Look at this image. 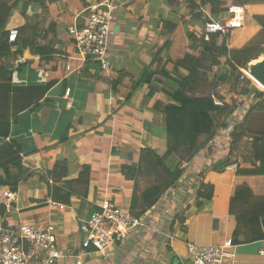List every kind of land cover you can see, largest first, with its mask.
<instances>
[{
    "label": "crops",
    "instance_id": "1",
    "mask_svg": "<svg viewBox=\"0 0 264 264\" xmlns=\"http://www.w3.org/2000/svg\"><path fill=\"white\" fill-rule=\"evenodd\" d=\"M153 1L156 0H85L84 5L82 0H76L75 5L67 7L65 1L55 4L44 0L45 10L29 9L26 19L17 16L8 25L7 29H11L28 23L38 33L46 22H39L40 12L49 13L48 24L59 22L68 12L73 22L82 25L88 7L108 2L115 7L111 40L115 68L110 74L103 72L104 79L97 82L91 79L92 72L83 74L79 69L68 73L66 68L59 67V79L46 72L35 83L22 80L15 87L24 90L10 93L7 103L4 101L6 110L0 114V122L12 124L8 140L21 146L30 176L18 192H12L15 196L11 199L7 198L11 192L8 188L0 189V225H53L62 249L78 248L81 222L89 219L100 205L112 201L133 212L135 200L156 184L150 152L162 146L166 115L153 109V100H144L148 87H143L128 103L111 90L113 77H125L127 82L129 78L123 76L124 72L143 74L152 62L154 47L164 43L158 35L162 23H180L187 11V0H161L168 3L162 12L152 6ZM236 1L254 21L249 30L242 28L230 33V50L243 49L259 35L262 28L255 18H264V0ZM222 14L213 16L218 19ZM195 23L190 21L188 26L197 31ZM4 24L0 21V27ZM49 41L43 39L41 43ZM62 50L67 54L66 49ZM168 68L172 70L171 65ZM238 74L232 73L230 82L233 90L240 93L244 85L238 83ZM83 75L85 78L80 80ZM252 82L253 87L264 90ZM252 100L253 97L242 96L232 116L218 117L225 128L210 140L200 138V145L209 141L211 149H202L191 163H185L187 187L178 192V216L172 217L171 223L166 224L168 217L164 210L161 212L163 207H154L140 216L147 218L145 228L112 246L109 257L89 254L84 264H172L174 260L175 264H192L188 244L220 246L229 240L235 246V257L224 264H264V176L237 173L238 169L253 170L261 165L254 140L257 133L264 131V109L247 118ZM236 127L243 128L244 136L233 144L231 133ZM67 134V142L55 145ZM230 165H237L238 169L227 171L225 167ZM148 177H154L153 182L143 190L141 178ZM201 182L213 186L214 193L199 208L196 192ZM238 189L241 194L235 197ZM165 198L166 195L161 201ZM52 200L58 205H48ZM142 210L138 204L134 213ZM167 225L172 229H167Z\"/></svg>",
    "mask_w": 264,
    "mask_h": 264
},
{
    "label": "trees",
    "instance_id": "2",
    "mask_svg": "<svg viewBox=\"0 0 264 264\" xmlns=\"http://www.w3.org/2000/svg\"><path fill=\"white\" fill-rule=\"evenodd\" d=\"M51 1L55 4L65 1L67 7L76 3V0ZM101 1L98 0V2ZM200 1L198 4L195 0H187V14L181 16L180 23L168 21L162 23L158 35L164 43L154 47L152 62L141 76L124 72L123 76L129 78L127 82L125 77L121 80L113 77L111 82L112 93L121 96L127 103L142 91L143 87L150 88L148 94H144V100H153V109L162 110L166 115L162 146L159 150L150 152L154 159L156 184L135 200L131 213L138 217L145 215L154 207L157 208L166 193L183 179L186 172L183 168L185 163H191L202 149L210 151L209 141L200 145V138L207 137L210 140L217 136L220 130L225 128V124L218 122V117L232 116L242 96L253 97L247 118L264 109V90L253 87L252 80H242L241 74L237 75L238 83L244 85L240 93L233 90L230 82L232 73L247 69L253 61H257L264 55V18H255L256 23L262 28L259 35L243 49L230 50L228 48L230 34H217L206 42L202 34L199 36L191 32L188 25L190 21H199L202 26H206L208 16L203 10L205 5L210 4L211 14L218 16L225 13L230 6L240 4L236 0ZM19 4H21L20 7ZM84 5H86L85 2ZM45 6L44 0L0 3V21L5 23L3 27H0V114L5 113L4 101L7 103L10 93H20L24 90L15 87V78L20 81L29 79L31 83H35L39 73L43 71L59 79L60 75L56 76L58 68L65 69L68 61L62 57L59 58L58 55L64 54L62 49L67 50L64 56H70L76 51V42L68 33V28L74 24L68 12L63 14L59 22L50 24L45 22L38 33L28 23L22 27L7 29L17 16L26 19L29 9H34L36 12L38 8L45 10ZM13 30L18 33L15 43L9 41V34ZM43 39L50 41L44 45L41 43ZM57 45L61 47L60 50L56 49ZM14 46L18 47L16 52L13 51ZM17 55L31 59V62L21 66L15 77L12 65ZM170 65L172 70L168 68ZM81 69L83 74L92 72L91 79L95 78L97 82L105 77L104 71L97 62H88ZM84 78L85 75L80 76V80ZM217 101L223 106H218ZM11 127L10 123L0 122L2 139L0 142V189L8 188L15 193L30 175L25 167L21 146L14 140H8ZM243 132L242 127H236L232 131L233 144L244 136ZM69 139L67 134L55 145L63 144ZM254 146L258 155L257 159L261 163L260 167L253 170L238 169L239 175L264 176V131L255 135ZM170 160L172 163L167 166L166 163ZM241 190L244 188L241 187ZM213 193V186L201 182L196 192L197 207L200 208L204 201L211 200ZM240 194L238 189L235 197H239ZM52 201L48 202V205L57 204ZM138 204L143 210L135 214ZM163 210L162 208L161 212ZM172 264H175V260Z\"/></svg>",
    "mask_w": 264,
    "mask_h": 264
},
{
    "label": "built area",
    "instance_id": "3",
    "mask_svg": "<svg viewBox=\"0 0 264 264\" xmlns=\"http://www.w3.org/2000/svg\"><path fill=\"white\" fill-rule=\"evenodd\" d=\"M51 1V0H46ZM115 7L108 2L93 5L87 8L84 23L78 21L68 28V33L76 42V51L68 56H61L69 62L66 67L68 73H74L88 62H97L106 74L114 70L115 57L111 49ZM204 32V40L209 42L217 34L227 35L245 27L246 8L240 5L230 6L224 13L215 19L208 15ZM18 33L13 30L9 34V41L15 43ZM14 51V50H13ZM17 51V50H16ZM14 51V52H16ZM31 59L17 55L12 65L14 76L17 77L21 66L29 64ZM45 72H40L42 77ZM242 80H253L247 69L240 70ZM16 85L21 81L15 78ZM218 106H223L219 101ZM230 137L229 133L226 135ZM2 141L0 137V142ZM227 171H236L237 165L226 166ZM185 177L166 194L164 201L158 204L163 207L171 223L172 217L178 214V192L186 188ZM15 194L7 193L11 199ZM64 209V206H60ZM156 208V207H155ZM147 226L146 217H138L125 211L117 203L109 201L100 205L89 219L80 224V247H66L59 245V237L55 226L41 227L35 223L21 224L18 227H9L5 223L0 225V264H84L85 256L98 254L103 258L109 257L111 247L116 243L125 242L132 234L138 233ZM233 241L229 240L220 246H208L197 243L188 244V252L192 264H224L235 257ZM264 254V251L262 252Z\"/></svg>",
    "mask_w": 264,
    "mask_h": 264
},
{
    "label": "rangeland",
    "instance_id": "4",
    "mask_svg": "<svg viewBox=\"0 0 264 264\" xmlns=\"http://www.w3.org/2000/svg\"><path fill=\"white\" fill-rule=\"evenodd\" d=\"M199 3L201 2L200 0H197ZM188 4V3H187ZM152 6L154 7V8H156V7H158L159 8V10H160V12H162V10L163 9H165L166 10V8H167V6H168V3L166 2V1H161V0H156V1H153L152 2ZM56 6H54V11H57V9L55 8ZM204 8H203V10H204V12H205V14L208 16V15H211V12H210V10H211V7L209 6V5H205V6H203ZM187 10H188V8H187ZM53 11V12H54ZM185 12H187V11H185ZM184 12V15H186L187 13H185ZM42 13L40 12V14L38 15V19H39V22H41V23H43V22H47L48 21V12L47 13H43L42 15H41ZM179 15H181V14H179ZM161 16V15H160ZM159 16V17H160ZM211 16H213V15H211ZM214 17V16H213ZM207 18H209V17H207ZM252 21H254V20H252L248 15L246 16V20H245V27H244V29L245 30H249V28L252 26ZM199 23V24H198ZM198 23H197V21H196V23H195V25L198 27V29L199 30H195V29H191L190 27H189V30L191 31V32H194L195 34H197V35H201L203 32H204V29H205V26L204 27H202V24L198 21ZM263 58V57H262ZM262 58H260V59H258L256 62H258V61H260V60H262ZM255 62V63H256ZM238 85V84H237ZM238 93V92H237ZM233 94H231V96H232ZM162 134H163V136L165 137V134L162 132ZM215 149H216V147H214ZM171 163H172V160H170V161H168L167 163H166V165L167 166H170L171 165ZM186 166H187V164H184L183 165V168H186ZM153 179H154V177H148V178H141V181H140V183H141V187L143 188V190L145 189V188H147V187H149L151 184H152V182H153ZM176 216H178V214L176 215ZM170 227L167 225V229H169ZM172 228H170V230H171Z\"/></svg>",
    "mask_w": 264,
    "mask_h": 264
},
{
    "label": "water",
    "instance_id": "5",
    "mask_svg": "<svg viewBox=\"0 0 264 264\" xmlns=\"http://www.w3.org/2000/svg\"><path fill=\"white\" fill-rule=\"evenodd\" d=\"M250 77L264 89V57L247 68Z\"/></svg>",
    "mask_w": 264,
    "mask_h": 264
}]
</instances>
